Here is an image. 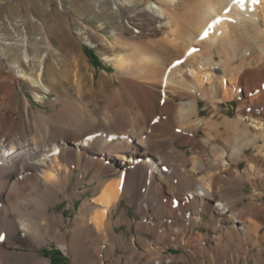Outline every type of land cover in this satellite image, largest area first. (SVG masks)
<instances>
[{"label":"bare ground","instance_id":"obj_1","mask_svg":"<svg viewBox=\"0 0 264 264\" xmlns=\"http://www.w3.org/2000/svg\"><path fill=\"white\" fill-rule=\"evenodd\" d=\"M168 1L177 5L173 0ZM180 5L187 11L185 25L179 27L180 42L159 39L139 42L126 27L131 38H125L122 32L117 34L115 43L122 48L130 46L131 52L104 55L108 61L115 62L118 70L115 74H103L100 92L105 102L99 111L96 95H87L84 82L89 67L84 53L71 52L64 54L56 65V77L57 73L60 75L58 85L66 96L60 98V107L35 113L30 119L27 114L24 130H18L17 123L13 128L10 123L0 126V264H52L50 258L38 252V248L49 241L69 249L74 264H107L115 245H124L133 256L140 257L142 252L134 238L128 241L125 235L118 234L112 219H107L110 207L121 199L124 186L130 203L137 204L144 212L149 210V202L137 203L143 193L145 197L157 191L162 193L164 186L187 190L186 196L189 195V203L195 205L196 216L185 221L180 217L184 213L177 210L175 219L180 226L166 223L165 218L157 221L151 218L148 222L151 227L147 229L155 231L159 237L176 234L179 243L188 247L192 241L186 238L185 229L197 222L208 225L209 242L217 243L222 237H227L226 241L231 237L238 239L240 232L235 221H244L240 215L244 211L237 208L235 200H229L236 197L234 187L233 190L225 187L219 170H232L236 166L233 148L238 146L239 140L250 139L252 135L247 121L250 119L243 113L245 106L240 105L238 118L232 119L222 103L238 96V89L251 77L264 73V0L257 3L244 0L243 6L234 0H181ZM168 12L151 0L131 23L142 27L163 23ZM2 39L1 44L13 43ZM237 40L249 43L252 52L248 57L228 59L230 51L227 50ZM19 43L23 50L20 56L16 54L13 62L19 66V57L28 64L38 61V76L23 70L20 75L30 79L36 90L39 88L35 96L45 103L48 95L55 92L54 84L44 78L50 71V54L43 53L36 61L37 57L28 49V38L22 37ZM215 54L220 61H213ZM222 56L226 59L222 60ZM213 64L221 73L207 69ZM187 76L193 79L190 81ZM0 80L5 84L4 89L13 91L9 76L2 73ZM215 80L219 82L217 85L211 84V89H205L206 81ZM72 90L79 93L77 99L69 97ZM222 91L223 98L220 97ZM202 99L210 109L206 117L201 116ZM252 121L262 128V135L255 134V139L251 138L250 144L256 147L260 137L264 140V123ZM200 130L204 132L203 137L196 135ZM188 143L206 155L210 152L212 158H203L202 153L196 151L189 157L178 147ZM259 146V151L264 152V144ZM211 164L217 169L208 175ZM175 177L179 179L177 185ZM85 182L97 184L89 188L92 194L84 200L76 217L70 219L71 229L63 230L64 213L51 208L71 185L78 187ZM71 196L80 197L81 192ZM152 204L159 208L157 215H164L160 210L167 208L160 199L153 200ZM248 207L247 210L253 211L251 204ZM167 213L173 215V210L170 208ZM189 213L186 210L188 217ZM204 213L212 217L205 220ZM227 230L231 231L225 233ZM123 238L127 244L121 243ZM142 241L152 253L159 254L144 237ZM10 246L16 249L11 250ZM163 259H150L147 264L171 261ZM120 262L118 258L115 264Z\"/></svg>","mask_w":264,"mask_h":264},{"label":"rangeland","instance_id":"obj_2","mask_svg":"<svg viewBox=\"0 0 264 264\" xmlns=\"http://www.w3.org/2000/svg\"><path fill=\"white\" fill-rule=\"evenodd\" d=\"M149 1L151 0H0V39L3 37L2 41L9 40L13 42L10 45L6 43L1 44L2 42L0 41V45L2 46V50H0V74L4 73L9 76L12 79L10 84L12 85L13 83V91H8L6 88L4 89L5 84L0 80V126H9L11 124V128H13L17 123L18 130L20 128L24 130V124H27L28 115V119H30V117L35 116V113L52 111L60 107L62 103L60 98L66 96L63 89L58 85L60 75L57 73L58 75L56 77L55 70L58 61L64 58V54H71V52L74 55L76 53L79 54V52L84 53L83 56L86 58L89 67L87 71L88 75L84 82L87 95L90 97L93 94L96 95V102L99 103V111L100 106L105 102V96L100 92L103 74H115L118 70L115 62L108 61L104 55H115L119 52L128 55L131 52L130 46L126 45V47L122 48L115 43L118 35H121L120 32H122V36H125V38L127 36L131 38V34L126 31V28H128L136 36L134 37L135 40L143 43H147L153 39L166 40V42H171L170 40H172L171 43L180 42L181 40L178 37L180 33L179 27L185 25V16L187 15L184 6L180 5L181 0H173V4L177 2V5L169 4L168 0H152L169 11L163 22H167L166 25L155 22V24L152 23L148 26L144 24L142 27V25L135 26L131 23L133 18L139 17L141 9H145ZM151 25L153 26L152 30L150 28ZM135 30L142 31L136 32ZM24 36L28 38V49L33 56L37 57L35 59L36 61L43 53L50 54V71L45 74L44 78L47 82L54 84L55 92L48 95L45 103L39 101L35 96V91H38L39 88L36 90V87L33 86L30 79L23 78L20 75V71L23 70L29 75L38 76V61L35 62L33 60V64H28L23 61L22 57H19V66H16L14 63L16 61V54L20 56L23 50V45H20L19 42L20 40L22 41V37ZM230 45L229 50H227L228 52L230 51V58L228 59L237 60L238 57H248L252 52L251 45L244 41H233ZM224 58L226 59V57L222 56V60ZM213 59V61H220L221 58L215 54ZM214 65L208 66L207 69L221 73L218 70L219 67L217 68ZM92 74H94V77ZM201 75L204 76V74ZM186 78H189L190 81L193 79V77L188 76ZM250 79L238 89V96L224 101L222 107L229 110L232 119H236V117L238 118V107L240 105L245 106L243 113L249 117L247 119H250V122L249 120L247 121L250 124L251 138L255 139L253 135H262V128L256 126V123L252 120L254 119L255 121L264 123V73L262 72ZM226 82L229 84V80H226ZM218 83V80L212 81L211 83L206 81L204 87L208 90L211 89L212 85L215 86ZM90 88L93 89L91 90ZM260 95L262 99L259 97ZM78 96L79 93L76 90H72L71 94H69V97L72 99H77ZM55 97L59 98L53 101ZM90 97L87 98L90 99ZM220 97L223 98V91ZM205 103V100H200L202 117L208 116L210 111L209 108H206ZM196 135L197 137H203L204 132L200 130ZM21 136L25 135L21 134ZM29 136L31 137V135ZM251 138L239 140L238 146L233 148V157L236 158V166L233 167L234 170H224L223 172L219 170V176L225 180V187L227 186L231 190L234 187L236 197L233 195L234 198H230L229 200H235L237 208L244 211V214H240L244 221H237L238 219L235 221V226L240 232L238 239L230 236L231 239L229 241L225 240L227 237H222V241L220 240L217 243L209 242L207 239L210 230L208 225L204 223L202 225L197 222L191 224V227L190 224L187 225L188 228L186 227L187 229H185L187 231L186 238L192 241L188 247H184L179 243L176 234L170 233L169 235L159 237L155 231H149L147 229L150 226L148 222L151 218L153 221L165 218L166 223H177L180 226V222L175 219L178 216L176 215L177 210L184 213L180 217L185 221L188 218L190 219V216L192 218L196 216L197 210L194 204L189 203L190 196H186L187 190L180 189L177 191L172 187L164 186L162 193L157 191L149 197H145L143 193L140 199L137 200V203H143L145 200L149 202L150 208L144 212L138 209L137 204L130 203L131 198L128 197L126 187L124 186L120 197L121 199L116 205L110 207L111 209L108 212L107 219H112L111 223L113 226L115 225L114 227L118 234L125 235L128 241L134 238L133 240H135L136 245L140 248L142 255L135 257L124 245H115V252L107 258L106 263L115 264L117 259L120 258V264H126L129 261L133 264H147V261L150 259L167 258L171 259L169 264H264V152L259 151V145L264 144V140L260 137L257 146L253 147L250 144L252 142ZM178 147L185 151L189 157L193 156V153L196 151L202 153L203 158H212L210 152H207L206 155L198 148L196 149L191 143L179 144ZM189 165L191 166L193 164L190 163ZM211 165L208 167V175H212L214 170L216 171L217 169ZM178 181L179 179L175 177L174 182L176 185ZM96 184V182H85L78 187L73 184L60 194V201L51 210H55L57 213H64L65 225L62 226L63 230L71 229V226H68L70 219L76 217L84 200L92 194L89 188H94ZM85 189L88 190L85 191ZM74 192H81V196L72 197L71 194ZM155 199H160L162 206L167 208L160 210L164 215H157L156 212L159 211V208L158 206L153 207L152 204ZM250 204L253 207V211L247 210ZM170 208L173 210V215L167 213ZM186 210L191 212L189 213V217L186 214ZM211 215L204 213L205 220L210 219L212 217ZM158 227L161 226L158 225ZM253 227L256 230H253ZM247 230L250 232L248 233ZM229 231L231 230H227L225 233ZM142 237L149 244L153 245L159 254L152 253L149 247L142 241ZM126 242L125 238L121 241L123 244ZM200 242H204V244L201 245ZM193 244L194 246H192ZM10 249L15 250L16 248L10 246ZM18 250L29 251V249L21 248H18ZM38 252L40 255L50 258L52 264H74L72 252L69 249L62 248L55 241L42 244L38 248Z\"/></svg>","mask_w":264,"mask_h":264},{"label":"snow or ice","instance_id":"obj_3","mask_svg":"<svg viewBox=\"0 0 264 264\" xmlns=\"http://www.w3.org/2000/svg\"><path fill=\"white\" fill-rule=\"evenodd\" d=\"M234 2H236V3H240L241 6H243V2H244V0H234ZM252 2H253V3H257L258 0H252ZM178 63H179V61H178Z\"/></svg>","mask_w":264,"mask_h":264}]
</instances>
